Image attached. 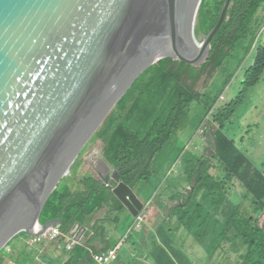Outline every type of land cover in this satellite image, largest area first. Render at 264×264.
<instances>
[{
    "label": "trees",
    "instance_id": "16d2710c",
    "mask_svg": "<svg viewBox=\"0 0 264 264\" xmlns=\"http://www.w3.org/2000/svg\"><path fill=\"white\" fill-rule=\"evenodd\" d=\"M224 2L202 0L196 17V34H209L218 21ZM262 10L264 0H231L226 19L212 41L209 57L199 65L187 64L172 57L162 58L150 65L117 100L112 112L102 120L83 148L87 152L89 144L102 141L103 148L97 149L117 168L120 179L133 189L145 206L156 203L161 210L160 218H157L151 215L149 208H144V222L152 218L157 226L148 230L145 249H131L138 251L145 259L151 258L154 264H174L173 257L178 260L181 257L176 241L166 235L162 228V225L174 219L187 235L207 246L209 256H214L219 248H222L220 258L245 251L243 264H264V225L260 227L257 220V213L264 207V171L252 162L233 135L226 131L236 121L235 116L249 91L264 76V44L258 47L253 63L244 70L235 98L214 109L233 75L229 69L245 62L246 55L249 56L254 49L264 23V16L260 14ZM214 72H219L217 79L221 76L224 78L212 84L205 93L197 91L196 86L202 76H211ZM193 104L207 117L208 124L213 125V146L205 143L203 147L206 152L201 155L184 150L176 159V162L180 161V165L175 167L177 171L168 181L171 182L168 186L170 189L166 191V185L160 191L163 185H158L154 177L157 178L158 172L163 171L170 161L169 152L165 154L164 151L177 132L186 127L188 112ZM81 152L75 161L80 159ZM161 153L165 154L164 164L155 168L154 162ZM97 160L100 163L99 157ZM212 169L219 171V175H214ZM173 179H182L186 184L180 189ZM227 180H237L243 189V195L233 196L237 195L240 201L245 196L251 197L254 204L245 206L243 210L236 205L235 198L229 197L226 192ZM77 182L83 188L74 191L68 186L58 188L59 180L41 211V219L46 224L60 218L64 210L63 220L58 226L61 237L32 246L28 241L33 236L25 233L27 238L21 242L24 249L17 246L12 248L11 242L5 248L6 253L8 248L18 251L16 260L9 258L1 263L4 254H0V264H11V261L29 264L21 252L30 249L38 253V248L46 246L50 249L54 264H97L94 255L109 252L106 225L112 213L123 208L112 193L115 182L107 185L100 177L93 176L77 178ZM166 182L165 179L164 184ZM154 195H158L155 200L152 199ZM142 197H145L144 200ZM104 208H107L105 218L94 219ZM76 223L80 228L85 226L84 231L79 232V238L70 234ZM155 230L168 248L154 243L157 239ZM133 234L130 240L133 246L138 245L141 235L146 237L144 230H136ZM67 238L78 241L71 250L66 249Z\"/></svg>",
    "mask_w": 264,
    "mask_h": 264
},
{
    "label": "water",
    "instance_id": "95a60500",
    "mask_svg": "<svg viewBox=\"0 0 264 264\" xmlns=\"http://www.w3.org/2000/svg\"><path fill=\"white\" fill-rule=\"evenodd\" d=\"M201 3L0 0V250L44 226L41 209L59 177L144 68L209 57L231 0L194 55ZM99 159L108 182L113 167ZM113 192L136 215L130 187L119 182Z\"/></svg>",
    "mask_w": 264,
    "mask_h": 264
},
{
    "label": "rangeland",
    "instance_id": "374dc122",
    "mask_svg": "<svg viewBox=\"0 0 264 264\" xmlns=\"http://www.w3.org/2000/svg\"><path fill=\"white\" fill-rule=\"evenodd\" d=\"M263 39H264V27L259 31L252 53L249 54V56L248 54L246 55V57L247 56L248 57L247 58L245 57L246 60L244 59L245 60V62L243 61L244 64L241 63L238 65L237 63L234 65V67L229 69L233 73V75L229 83L224 88L223 92L220 94L219 100L214 106V109L217 108L220 104H223L224 102L234 99L235 96L238 94L241 86L240 82L243 77V72L248 65H251L253 63L255 52L257 51L260 45L264 44ZM218 74L219 72H214L211 76L207 74L203 75L205 77L203 79L201 78L202 80L200 79L201 82L199 81L200 83L197 84L196 90L199 91L200 93L207 92L212 84L224 78V76H221L217 79ZM206 118H207L206 116L204 117L203 114L200 113V110L197 108V106L193 104L188 112L186 127L184 129H180L177 132V135L173 139V141L169 144L168 147H166L168 149L165 148L166 150L164 152L165 154L169 152L168 155L170 157V161L167 162V166L165 167V169H163V171L158 172V174L156 175L157 178L154 177L158 185H163L161 186L160 191H162L166 185L167 188H165V190L168 191L170 189V188L168 189V186L171 185V182L168 181H170L173 178L175 171H177V169H174L175 166L179 165V162H176V159L179 158L180 154L183 153L184 150L190 152L193 151L192 153L197 152L198 154L201 155L202 153L204 154V152H206L205 148L203 147L205 143H207L210 146H213V139L211 135V133L213 132L211 131L213 129V125L208 124ZM235 118L236 121L234 122V124L228 129H226L227 133L231 134V136L233 135L234 140L240 146V149L243 150L248 155L249 158H251L254 164L259 166L260 168H263L264 171V76L262 77L261 82L251 91H249L247 99L245 100L243 105L239 108ZM202 136L204 138H202ZM93 146H96L101 150L103 148L102 141L99 140L89 144L87 150H90ZM85 150L86 148L81 152L79 160H82L84 159V157H86ZM165 154L163 155V153H161L160 156H157L154 162L155 168L160 167V165L163 166L164 164L163 159ZM94 155L95 153H93L92 151H89L87 153L88 156L87 160L90 163H92L93 161L92 158L94 157ZM84 165H88L86 161L84 162ZM82 169H83L82 165L76 164L73 168L74 175H78L79 173H81ZM211 172L214 175H219L220 173L216 169H212ZM165 179L167 180L166 182L167 184L166 183L164 184ZM173 180L176 181L175 184L177 185L182 184V181L180 179H173ZM227 181H229V184L226 187V192L229 197H232L235 194L243 195L244 193L243 189L238 184L237 180H227ZM73 182L74 181L67 182V180H62L58 185L65 187L66 185L73 184ZM156 197H158V195H154L152 199L155 200ZM233 197L235 198L234 203L236 205H239L242 210L244 209L245 206H252L254 204V199L251 197L245 196L242 198L241 201L237 197V195ZM142 198L144 200L145 197ZM151 205L148 206L146 210L149 208L152 213L154 212L156 213V215H158V212L160 211H158L157 207H151ZM148 213L149 211L147 212V215ZM134 220L135 218H133L130 215V213H127L125 211L121 212L120 228L122 224L125 222L128 224V226H130ZM257 220L259 226L262 227L264 225V207L257 213ZM156 226H157V222H153V219L150 218L148 222L142 223L140 225V229H132L131 235H130L131 231L128 232L129 234L127 232H124L121 238H123L125 244H124V248L120 251V253L124 252L125 251L124 249L130 246L129 258L131 256H135V263H139L140 261H143V259L139 255V252L138 251L133 252L131 249H136V247H141V246H142L141 247L142 250L145 249L143 247L145 246L144 242L148 241V237H147L148 230L149 229L153 230ZM56 227L57 226H54V228ZM162 228L164 229V233L174 238V240L178 245V252L181 255V257H179L180 258L179 260L173 257L174 264H218L219 261H226L225 264H243L244 261L243 256L245 255V251H240L239 253L231 257H227L223 255L224 258H220L219 256L222 254V248H219L216 250L217 253L211 257L207 253V246L202 243H199L196 239L194 240L192 236L187 235L185 233V229L183 227H179V224L177 222H167L166 224L162 225ZM136 230H140V231L144 230V234L146 237L141 235L138 245L136 246L134 245L135 246L134 247L133 241L130 242V240L133 239L134 237L133 233ZM155 233L157 235V239L156 241H154V243L156 242L155 243L156 245L168 248L163 244L162 237L160 236V234L157 233L156 230ZM127 234L129 235L130 239L128 238V240L126 241L124 237ZM26 238L27 235H25V233H22L21 236H18L16 239L14 238L15 240L11 241V247L15 248L17 246L18 248L24 249L23 243L21 242ZM154 243L151 247V250L149 251L150 253L153 250ZM12 248H8L7 253L5 252V249L1 253V256L4 254V258L1 259V263L4 262L5 259L7 260L9 258L16 260L15 258L19 255V253L18 251L12 250ZM49 251L50 249H48V246H46L44 248V252L41 251V253L37 255V259L35 260V262L31 263L30 261H28L29 264H54L52 261L53 259L49 254ZM11 264H15V263L11 261ZM143 264H154V262L151 260V258H149V259H145Z\"/></svg>",
    "mask_w": 264,
    "mask_h": 264
},
{
    "label": "crops",
    "instance_id": "0c3cea01",
    "mask_svg": "<svg viewBox=\"0 0 264 264\" xmlns=\"http://www.w3.org/2000/svg\"><path fill=\"white\" fill-rule=\"evenodd\" d=\"M260 14H263V16H264V10H262L261 12H260ZM264 27V25L262 26V28ZM261 28V29H262ZM260 29V30H261ZM259 30V31H260ZM263 41H264V39H263ZM96 146H93L90 150H87V152H86V157H84V159H82V160H79V162H78V160H76V161H74L73 163H72V165L70 166V168H68V169H66V171H65V173L62 175L63 176V178L61 179L60 178V182L62 181V180H67V182H72V181H74L73 182V184H71V185H66V186H68V188H70V189H72V190H74V191H77V190H81L82 188H83V186H82V184H80V183H78L77 182V178H84V177H91V176H93V177H100V179L105 183V184H107V185H110L112 182H114V180L112 179V174H111V177L109 178V182H106L103 178H102V176L98 173V171L95 169V166H99V161L97 160V158H98V155L97 154H95L94 155V157L92 158L93 159V161H92V163H90L87 159H88V156H87V153L89 152V151H92L93 152V150H94V148H95ZM87 162V164L88 165H84V162ZM76 164H80V165H82V167H83V169H82V172L81 173H79L78 175H74V173H73V168H74V166L76 165ZM113 167V170H112V173H113V171L115 170V169H117L115 166H112ZM99 170L101 171V172H103V169H102V167H100L99 166ZM89 173V174H88ZM181 181H182V184L181 185H177L180 189H182L183 188V186L186 184V182H184V180H182V179H180ZM173 182H175L176 183V181H173ZM58 183V182H57ZM116 183L117 182H115V184L113 185V186H115L116 185ZM59 186V185H58ZM112 186V187H113ZM58 188H63L61 185L58 187ZM116 197V196H115ZM117 198V197H116ZM118 199V198H117ZM119 200V199H118ZM120 201V200H119ZM121 202V201H120ZM122 203V202H121ZM123 204V203H122ZM147 206H145L144 205V207H143V209L141 210V212L143 213V217H144V221H146V219H145V213H146V211L144 210V208H146ZM151 207H157L156 206V203H154V204H152L151 205ZM157 209H158V207H157ZM123 211H125V212H127V213H130V215L133 217V218H135L133 215H132V213L129 211V209H127V207L123 204V208L122 209H120V210H117V211H114L113 212V215H111V219H110V221H109V223L106 225L107 226V228H108V231H107V239H108V241H109V244H108V246H109V251L110 250H112L113 248H115L117 245H118V243L122 240V238H121V236H122V234L124 233V232H129V231H131L132 230V226H133V223H134V221L132 222V224L130 225V226H128V224L125 222V223H123L122 224V226H121V228H120V216H121V212H123ZM158 211H160L161 212V210L160 209H158ZM106 212H107V208H104V209H102L99 213H98V215L94 218V219H101V218H105V215H106ZM151 212V211H150ZM160 212H158V215H156V213H152L151 212V215L152 216H154V217H157V218H160ZM167 218H169V217H167ZM126 219V218H125ZM143 221V223H145ZM172 222H178L177 221V219L175 220H173ZM57 227L59 226V224L58 225H56ZM80 225L78 224V223H76V225H75V227H74V229L72 230V231H70V234L74 237V238H76V237H78L79 238V232H83L84 231V229H85V226L83 227H79ZM80 228V229H79ZM120 228V229H119ZM130 228V229H129ZM129 229V230H128ZM24 233H27V234H30V233H28V232H24ZM22 234V233H21ZM21 234H19L18 236H21ZM129 234V233H128ZM18 236H16V237H18ZM15 237V238H16ZM14 240V239H13ZM66 241H67V239H65ZM77 240V239H76ZM142 247V246H141ZM25 249H27V248H25ZM36 250H38V249H36ZM125 251L124 252H122V253H120L119 254V256H118V258H117V260H115V261H113V262H110L109 264H143V262H144V260H145V258H143L141 255H140V253H139V255H140V257L143 259V261H140L139 263H135V256H131L130 258H129V255H130V249L127 247V248H125L124 249ZM41 251H43L44 252V248H42V249H39L38 250V253L36 252V251H31L30 249H27V250H23V252H21V255L24 257V259H26V260H28V261H30L31 263H34L35 262V260L37 259V255H39V253H41ZM134 252V251H133ZM31 253H33V255L32 256H30V254ZM50 254V253H49ZM55 254H56V252H55ZM32 258H35V260H32ZM29 263V262H28Z\"/></svg>",
    "mask_w": 264,
    "mask_h": 264
},
{
    "label": "bare ground",
    "instance_id": "6f19581e",
    "mask_svg": "<svg viewBox=\"0 0 264 264\" xmlns=\"http://www.w3.org/2000/svg\"><path fill=\"white\" fill-rule=\"evenodd\" d=\"M202 44H203V38H202V34H200L199 35V37L196 39V41L195 42H193L191 45H192V48H194V50H195V54L194 55H197L198 53H200L201 52V50H202ZM161 60V59H160ZM158 61V60H157ZM155 63V62H154ZM153 64V63H152ZM151 64V65H152ZM150 66V65H149ZM149 66H147L146 68H148ZM146 68H144L139 74H138V76L146 69ZM137 76V77H138ZM136 77V78H137ZM205 76H203L202 77V79L204 78ZM135 78V79H136ZM134 79V80H135ZM201 79V80H202ZM133 80V81H134ZM201 82V81H200ZM199 82V83H200ZM133 82H131V84H132ZM198 83V84H199ZM130 84V85H131ZM129 85V86H130ZM128 86V87H129ZM127 87V88H128ZM126 88V89H127ZM126 91V90H125ZM124 91V92H125ZM123 92V93H124ZM122 96V93L118 96V98L116 99V102H117V100L120 98ZM115 102V103H116ZM114 106H115V104H114ZM113 106V107H114ZM112 107V108H113ZM111 108V109H112ZM111 109H110V111H111ZM109 111V112H110ZM109 112L107 113V115L109 114ZM106 115V116H107ZM105 116V117H106ZM104 120V119H103ZM101 122H102V120H101ZM101 122H99V125H98V127L100 126V124H101ZM98 127L96 128V130L98 129ZM95 130V131H96ZM95 131H94V133H95ZM93 133V134H94ZM93 134L91 135V137L93 136ZM91 137L88 139V141L86 142V144H85V146L87 145V143L89 142V140L91 139ZM84 146V147H85ZM83 147V148H84ZM83 150V149H82ZM81 150V151H82ZM80 151V152H81ZM79 152V153H80ZM93 153H95V154H97L98 155V157H99V150L97 149V147H95L94 148V150H93ZM79 155V154H78ZM76 159V158H75ZM75 161V160H74ZM179 162V165H180V161H178ZM72 165V164H71ZM70 165V166H71ZM113 166V165H112ZM176 167V166H175ZM68 168H70V167H68ZM67 168V169H68ZM175 169V168H174ZM173 169V170H174ZM66 171V170H65ZM65 171L62 173V175L65 173ZM113 174H116V177H113ZM62 175L59 177V179H58V181L60 180V178L62 177ZM112 179L114 180V182H117L116 183V185L115 186H113L112 187V193L114 194V192H113V190L115 189V187L118 185V183L119 182H123L121 179H120V172L117 170V169H115L114 171H113V173H112ZM57 181V182H58ZM109 182V181H108ZM124 184H126L125 182H123ZM57 184V183H56ZM126 185H128V184H126ZM56 186V185H55ZM129 186V185H128ZM130 187V186H129ZM130 189L132 190V192L134 193V195L136 196V198L140 201V203H141V208L140 209H138L137 210V212H136V215H133V212L129 209V207L125 204V203H123L115 194V196L127 207V209H129V211L132 213V215L135 217V220H134V223H133V226H132V229H140V225L143 223V220H144V218H143V215H142V212H141V210L143 209V207H144V203L141 201V199L137 196V194L133 191V189L130 187ZM53 190V189H52ZM50 194V193H49ZM49 196V195H48ZM128 197V196H127ZM48 199V198H47ZM47 199H46V201H47ZM45 201V202H46ZM44 205H45V203H44ZM44 205H43V207H44ZM43 207H42V209H43ZM42 209H41V211H42ZM63 217H64V210L62 211V213H61V216H60V218H58V219H55V220H53V221H49V222H47L46 224H43L44 226H41V227H35L34 229H31V232H28V233H30L33 237L29 240V244L30 245H32V246H34V245H36V244H41V243H44V242H50V241H54L55 239H58L59 237H61V232H60V230H59V228L58 227H56V228H54V226H56V225H58V224H61V222H62V220H63ZM61 219V221H59ZM46 226V227H45ZM33 231V232H32ZM24 232H26V231H22V232H20V233H18L17 235H15L1 250H0V254H1V252L10 244V242L16 237V236H18L19 234H21V233H24ZM125 240L127 241L128 240V238H129V235L127 234L125 237ZM78 241L76 240V239H71V238H67V247H66V249L67 250H71L72 249V247L73 246H75L76 245V243H77ZM124 244H125V242L123 241V238H122V240L118 243V245L115 247V248H113L112 250H110L108 253H100V254H95L94 255V260H95V262L97 263V264H109L110 262H113V261H115V260H117V258H118V256H119V253H120V251L124 248Z\"/></svg>",
    "mask_w": 264,
    "mask_h": 264
},
{
    "label": "clouds",
    "instance_id": "9594fccd",
    "mask_svg": "<svg viewBox=\"0 0 264 264\" xmlns=\"http://www.w3.org/2000/svg\"><path fill=\"white\" fill-rule=\"evenodd\" d=\"M228 11V10H227ZM263 25H264V23H263ZM202 35H204V34H202ZM254 46H255V44H254Z\"/></svg>",
    "mask_w": 264,
    "mask_h": 264
}]
</instances>
